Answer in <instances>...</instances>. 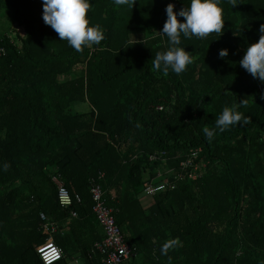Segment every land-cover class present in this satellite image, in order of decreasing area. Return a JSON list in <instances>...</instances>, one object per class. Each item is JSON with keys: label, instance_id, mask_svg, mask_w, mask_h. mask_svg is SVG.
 <instances>
[{"label": "trees", "instance_id": "obj_1", "mask_svg": "<svg viewBox=\"0 0 264 264\" xmlns=\"http://www.w3.org/2000/svg\"><path fill=\"white\" fill-rule=\"evenodd\" d=\"M90 2L106 39L78 52L45 25L42 0H0V264H43L41 214L59 227L54 264H99L94 184L131 248L122 264H264V82L239 63L260 38L264 0H221L222 35L182 39L193 63L179 75L153 61L169 46L158 33L166 6L190 0ZM233 105L250 123L209 140L205 129ZM191 150L202 176L175 180ZM157 151L163 162L149 160ZM54 177L80 202L60 207ZM152 179L174 186L145 209L138 196Z\"/></svg>", "mask_w": 264, "mask_h": 264}, {"label": "clouds", "instance_id": "obj_2", "mask_svg": "<svg viewBox=\"0 0 264 264\" xmlns=\"http://www.w3.org/2000/svg\"><path fill=\"white\" fill-rule=\"evenodd\" d=\"M232 7L237 5L236 0H229ZM136 0H115V4L121 7L133 8ZM42 19L45 25L50 26L59 36L61 41H67L69 46L78 52L86 47L98 46L106 39L104 29L98 24H91L88 13L92 8L90 0H42ZM166 21L158 33L165 36L168 47L165 51H159L154 58L156 70L171 72L179 75L184 73L193 63L191 52L182 47V39H206L211 34L222 35L224 28V10L221 0H190L187 7L178 12L174 11V5L169 3L166 8ZM183 18V22L178 20ZM261 33L258 42L249 45L240 60V66L252 75L264 82V25L259 28ZM228 55L227 49L219 51V57ZM250 123V118L240 111L237 106H225L215 122V127L205 129L206 137L214 138L216 130L224 132L233 126H245ZM9 164L3 165L7 170ZM177 243L171 240L161 246V254L167 255L171 247ZM169 259H171L169 257Z\"/></svg>", "mask_w": 264, "mask_h": 264}, {"label": "built area", "instance_id": "obj_3", "mask_svg": "<svg viewBox=\"0 0 264 264\" xmlns=\"http://www.w3.org/2000/svg\"><path fill=\"white\" fill-rule=\"evenodd\" d=\"M0 53L3 52L0 50ZM162 109V107H159V110ZM199 152L200 151L191 150L189 153L185 154V157L179 162V170L174 178L175 180L182 178L183 173L188 169L193 170V172L188 175L192 180H196L202 176L206 165L204 163L201 164V161H196ZM166 158L167 153L164 151H157L149 156V160L153 162H163ZM171 172L172 171L168 170L165 174L168 175ZM161 176H163V174H157L158 178H161ZM53 181L57 186V200L60 207L67 209L71 207L73 200L80 202L78 196L73 199L63 183L56 177L53 178ZM173 186L174 184L164 179H152L145 184L141 193L146 197L152 198L154 195L167 190V188H172ZM90 193L94 203L92 208L93 214L102 227L104 234L102 241L95 244L96 251L102 258L99 264H122L130 258L132 252L131 248L125 242L120 229L115 224L113 209L106 206L102 188L98 184H94L90 189ZM71 215L72 217H76L74 212H72ZM40 219L44 223L43 227L48 237L46 242L37 249V254L43 264H54L63 257L61 249L54 243L53 239V235L59 231V227L58 224L51 223L44 214L40 215ZM74 263L78 264V261L75 260Z\"/></svg>", "mask_w": 264, "mask_h": 264}, {"label": "crops", "instance_id": "obj_4", "mask_svg": "<svg viewBox=\"0 0 264 264\" xmlns=\"http://www.w3.org/2000/svg\"><path fill=\"white\" fill-rule=\"evenodd\" d=\"M114 196V192H112ZM143 208H148L152 204V198L144 196L142 193L138 196Z\"/></svg>", "mask_w": 264, "mask_h": 264}, {"label": "rangeland", "instance_id": "obj_5", "mask_svg": "<svg viewBox=\"0 0 264 264\" xmlns=\"http://www.w3.org/2000/svg\"><path fill=\"white\" fill-rule=\"evenodd\" d=\"M2 25H3V26L8 25V23H7V19H6V18L2 21ZM150 35H153V33L150 34ZM84 109H87V106H86V105L79 107L77 110H78V111H83Z\"/></svg>", "mask_w": 264, "mask_h": 264}]
</instances>
